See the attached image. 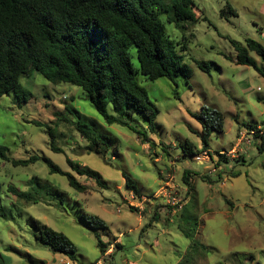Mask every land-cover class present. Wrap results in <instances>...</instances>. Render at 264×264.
<instances>
[{"label": "rangeland", "instance_id": "374dc122", "mask_svg": "<svg viewBox=\"0 0 264 264\" xmlns=\"http://www.w3.org/2000/svg\"><path fill=\"white\" fill-rule=\"evenodd\" d=\"M194 3L195 19L184 27L164 22L170 37L186 43L178 52L189 76L174 84L138 75L159 109L153 131L136 113L128 124L106 122L81 87L53 83L35 70L19 77L30 95L0 96V144L8 157L0 159V264H264V148L246 126L264 125V59L249 51L257 68L239 64L233 45L250 38L264 47V0ZM129 52L137 67L136 48ZM206 107L222 113V130L211 133L200 162L202 127L192 113ZM107 110L114 114L110 104ZM79 122L112 138L100 142L104 153L87 147ZM183 142L193 153L184 154ZM217 151L227 161L216 166ZM32 155L72 173L85 190L50 173L41 158L11 162ZM68 159L97 172L103 184L78 174ZM9 185L34 201L18 198ZM86 214L104 225H89ZM33 219L63 232L75 246L73 258L43 245Z\"/></svg>", "mask_w": 264, "mask_h": 264}, {"label": "trees", "instance_id": "16d2710c", "mask_svg": "<svg viewBox=\"0 0 264 264\" xmlns=\"http://www.w3.org/2000/svg\"><path fill=\"white\" fill-rule=\"evenodd\" d=\"M194 5V0H0V96L9 92H19L22 98L30 95L19 77L35 70L53 83L67 82L81 87L106 122L128 124L127 119L136 113L153 131L159 109L140 84L138 75L150 80L165 76L174 84H177L179 75L189 76L188 67L178 52L186 48V43L170 37L164 22L184 27L185 21L195 19L191 11ZM228 10L236 14L229 5ZM233 45L239 64L257 68L249 51L264 59V47L256 40L247 38L244 45ZM132 46L137 52V67L130 57L129 48ZM196 64L205 71L209 69L204 60H198ZM108 104L114 114L108 112ZM205 109L192 113L202 127L200 151H208L211 133L222 130V113L210 107ZM246 126L256 141L260 139L259 149H263L264 125L263 128L252 124ZM77 128L90 143L87 147L91 151L102 154L104 150L100 149V142L113 141L95 134L81 122ZM143 138L146 133L142 134ZM180 146L185 155L193 153V146L187 142ZM52 148L60 151V148ZM6 150L0 144V159H8ZM217 154L220 161L216 166L227 161L224 153L217 151ZM39 158L47 164L50 173L65 175L71 187L85 190L86 187L72 173L63 171L45 156L32 155L26 159H11V162L27 165ZM68 162L78 174L103 184L101 176L94 170L69 159ZM187 173H184L186 183ZM123 175L128 185L129 177ZM8 189L26 202L33 199L29 192L13 185ZM86 220L89 225L92 221L104 225L103 220L95 215L86 214ZM33 222L39 230L37 239L43 245L73 258L75 246L63 232L38 220L33 219ZM182 231L193 238L191 231ZM98 245L102 253L105 252V244L100 238Z\"/></svg>", "mask_w": 264, "mask_h": 264}, {"label": "built area", "instance_id": "2783aa9c", "mask_svg": "<svg viewBox=\"0 0 264 264\" xmlns=\"http://www.w3.org/2000/svg\"><path fill=\"white\" fill-rule=\"evenodd\" d=\"M234 152H235V147L229 150V153L231 154L232 157L234 155ZM206 155H207V151H202L199 154H196L195 159L200 160V162H202V160L206 157ZM66 264H68V262H66Z\"/></svg>", "mask_w": 264, "mask_h": 264}]
</instances>
